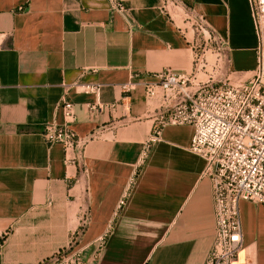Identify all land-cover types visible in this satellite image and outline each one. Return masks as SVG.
<instances>
[{"label": "crops", "instance_id": "0c3cea01", "mask_svg": "<svg viewBox=\"0 0 264 264\" xmlns=\"http://www.w3.org/2000/svg\"><path fill=\"white\" fill-rule=\"evenodd\" d=\"M121 1L124 11L108 0H0V264H43L61 250L85 264H205L215 236L206 162L189 125L165 126L143 156L173 103L144 88L168 68L191 74L197 55L198 81L251 78L252 3ZM62 99L87 138L81 153L43 136L65 122ZM240 215L232 264H264V209L241 201Z\"/></svg>", "mask_w": 264, "mask_h": 264}, {"label": "built area", "instance_id": "2783aa9c", "mask_svg": "<svg viewBox=\"0 0 264 264\" xmlns=\"http://www.w3.org/2000/svg\"><path fill=\"white\" fill-rule=\"evenodd\" d=\"M108 1L112 10H125L123 1ZM251 3L259 37L257 68L251 78L198 81L196 73L202 60L197 55L191 74L168 68L158 74V84H146L144 88L148 98L162 93L173 103L158 116L143 156L165 126L189 125L193 128L190 150L206 162L204 174L212 183L215 236L205 264H232L237 259L244 246L241 201L264 209V0ZM197 21L198 29L205 31L203 19ZM132 88L126 85L124 91L130 92ZM59 105L65 122L45 124L43 136L50 145L62 144L66 151L77 149L81 153L87 138L80 137L72 128L74 105L66 99ZM126 199L127 194L119 201L118 209L126 204ZM87 223L84 218L82 229ZM104 244L105 237L100 240L94 260ZM43 264H85V260L80 251L61 250Z\"/></svg>", "mask_w": 264, "mask_h": 264}, {"label": "rangeland", "instance_id": "374dc122", "mask_svg": "<svg viewBox=\"0 0 264 264\" xmlns=\"http://www.w3.org/2000/svg\"><path fill=\"white\" fill-rule=\"evenodd\" d=\"M262 22H263V21L261 20V23H262ZM205 33H206V36H207L208 33H207L206 29H205ZM209 58H211V57H209ZM214 74H215V73H214ZM215 76H216V77H215ZM215 76H214V78L212 77V78H210V79L208 78V76H206L205 79H206V80L209 79V80L214 81V82H219V81H221V80H225V78L228 77V76H225L224 74H221V73L219 74L220 77L217 76V73L215 74Z\"/></svg>", "mask_w": 264, "mask_h": 264}]
</instances>
